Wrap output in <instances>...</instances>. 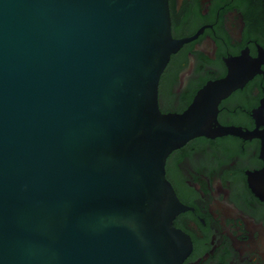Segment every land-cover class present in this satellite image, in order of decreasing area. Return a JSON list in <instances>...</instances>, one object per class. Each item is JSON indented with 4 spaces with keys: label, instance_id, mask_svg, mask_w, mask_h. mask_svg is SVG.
<instances>
[{
    "label": "water",
    "instance_id": "95a60500",
    "mask_svg": "<svg viewBox=\"0 0 264 264\" xmlns=\"http://www.w3.org/2000/svg\"><path fill=\"white\" fill-rule=\"evenodd\" d=\"M185 41L168 0H0V264L184 263L167 157L243 134L219 103L255 73L231 62L162 112L160 77ZM250 183L264 199V168Z\"/></svg>",
    "mask_w": 264,
    "mask_h": 264
},
{
    "label": "flooded vegetation",
    "instance_id": "af4514ba",
    "mask_svg": "<svg viewBox=\"0 0 264 264\" xmlns=\"http://www.w3.org/2000/svg\"><path fill=\"white\" fill-rule=\"evenodd\" d=\"M168 2L172 35L186 41L161 74L162 112H183L231 62L255 71L219 103V123L243 134L197 136L167 157L187 207L174 219L192 242L183 264H264V199L250 183L264 168V0Z\"/></svg>",
    "mask_w": 264,
    "mask_h": 264
}]
</instances>
